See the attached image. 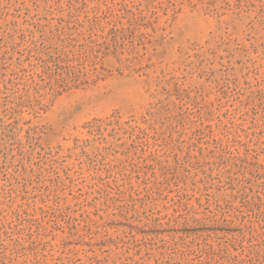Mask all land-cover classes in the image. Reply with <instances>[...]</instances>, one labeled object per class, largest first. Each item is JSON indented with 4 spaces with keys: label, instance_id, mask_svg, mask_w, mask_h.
Returning <instances> with one entry per match:
<instances>
[{
    "label": "rangeland",
    "instance_id": "1",
    "mask_svg": "<svg viewBox=\"0 0 264 264\" xmlns=\"http://www.w3.org/2000/svg\"><path fill=\"white\" fill-rule=\"evenodd\" d=\"M0 264H264V0H0Z\"/></svg>",
    "mask_w": 264,
    "mask_h": 264
}]
</instances>
